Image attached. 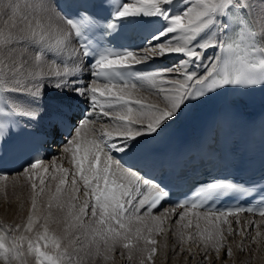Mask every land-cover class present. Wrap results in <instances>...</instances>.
Listing matches in <instances>:
<instances>
[{
	"label": "snow or ice",
	"instance_id": "snow-or-ice-1",
	"mask_svg": "<svg viewBox=\"0 0 264 264\" xmlns=\"http://www.w3.org/2000/svg\"><path fill=\"white\" fill-rule=\"evenodd\" d=\"M180 2L177 10L174 0H116L115 7L113 0H0V161L26 155L16 175L32 189L26 222L0 226V264H89L107 261L118 247L129 261L138 254L140 264H154L166 213H153L173 194L161 172L165 162L145 146L195 103L232 95L238 105L264 91V0ZM161 60L169 63L151 67ZM49 90L86 107L78 115L71 104L49 110ZM43 117L50 125L43 135L63 137L72 168L53 161L57 183L41 213L49 169L37 171L43 160L30 138ZM102 117L108 120L96 134L88 126ZM21 124L20 132L11 130ZM8 176L0 172V181ZM253 192L262 197L258 207L212 206ZM184 195L170 209H181L173 221L181 245L198 239L219 255L235 235H242L240 253L246 241L262 243L259 231L237 230L229 218L264 219V176L251 188L227 177L197 178ZM51 223H62L64 235L51 232Z\"/></svg>",
	"mask_w": 264,
	"mask_h": 264
},
{
	"label": "rangeland",
	"instance_id": "rangeland-1",
	"mask_svg": "<svg viewBox=\"0 0 264 264\" xmlns=\"http://www.w3.org/2000/svg\"><path fill=\"white\" fill-rule=\"evenodd\" d=\"M53 97L57 96H54L53 93ZM57 98L61 99L59 97ZM31 192V182L24 176H18L9 180L0 181V206H9L12 202L19 204L22 199L28 198L27 195L31 194ZM84 198L83 191L80 190L77 203L82 204ZM162 219L164 220L163 227L165 231L154 237L158 242L157 249L159 253H157V255L153 258L154 261L157 258L159 260L158 262H160L163 260L162 258L167 255L170 258L176 257V264H211L213 257L221 260L222 264H264V229L262 227L255 228L254 226H251V235L255 236L257 231H259L261 235L258 237V239L262 243L249 245V243L246 241L244 245L245 251L240 253L238 251V245L241 242L242 235H235L233 237H228V240L224 242V247L221 249L220 254L217 255L215 250L210 247L205 250L203 243H201L198 239L195 244L191 240H188L187 243L181 245L179 243L178 235H173L178 227L173 222L174 219H171V221L170 219L166 218ZM201 223L203 224L202 221ZM188 231L189 230H185L186 239ZM249 247L251 249L250 251ZM228 248L232 249L233 255L231 258L226 255ZM205 251H207V259L202 260L201 258L205 255ZM119 252L123 253V255H121V253L119 254ZM117 256H120V260L130 264H140V256L138 254H135L133 260L129 261L127 259V251L120 247L116 248L114 252L109 253V259L107 261L103 259V256H100L94 260H91L89 264H113L114 261H118ZM189 256H192V259H189Z\"/></svg>",
	"mask_w": 264,
	"mask_h": 264
},
{
	"label": "bare ground",
	"instance_id": "bare-ground-1",
	"mask_svg": "<svg viewBox=\"0 0 264 264\" xmlns=\"http://www.w3.org/2000/svg\"><path fill=\"white\" fill-rule=\"evenodd\" d=\"M183 6L184 5L180 2V0H174V7L177 10L179 8H182ZM167 63H169V61L167 60L156 61L157 68L164 67ZM52 101L56 103H61V102H66L68 100H61V99H58L57 97H53V92L49 90L45 97L46 107L50 108V102ZM107 120H108L107 118L102 117L100 122L90 124L88 127L91 129H96V134H100L104 131V128L102 127V125L105 122H107ZM87 135H88V138H92L93 134L88 133ZM70 159H71L70 154H66L63 152V145L58 146V147L56 146L55 154L52 155L47 161H43L42 164L40 165V168L37 169V171H42L44 168L49 169L48 183L50 184V187H46L44 195L38 199V209L41 210V213L46 211L48 193L49 191H55V185L57 183V181H51L50 179L53 161H55L57 166H63L64 168L71 170L72 165H70L71 164ZM14 177H18V175L15 174V175L8 176L7 180L14 178ZM66 188H70V180H69V184L66 185ZM80 190L84 191L82 184H80ZM27 196L28 198L22 199L19 204H15L12 202L9 206H4V207L0 206V226H3L6 228L7 226L11 225L15 227L16 225L23 224L26 222L27 213L31 206L32 192L31 194ZM170 209L171 208H166L163 211H161V212L166 213V215L162 216V218L170 219V221L171 219L172 220L176 218L178 219L177 213L181 211V209H176L175 211H171ZM52 212L54 215H59L58 210L55 208L52 209ZM161 212H154L153 214L160 215ZM237 219L239 220L238 225L236 224ZM229 220L232 222L233 227L236 228L237 230L247 229L249 226H254L255 228L262 227L264 229V219H262L261 217L247 216L244 214H240L239 217H230ZM64 227L65 226L62 223L61 224L51 223L50 231L54 232L57 236H63ZM120 253L121 252H119V254ZM117 258H118V261L117 262L114 261L115 263L113 262V264H130L128 262L120 260V256H117ZM162 259L163 260L158 262L159 260L156 258V260L154 261V264H176V261H177L176 257L170 258L167 255H165L164 258ZM136 264H139V263H136ZM211 264H222V263H221V260L213 257V259L211 260Z\"/></svg>",
	"mask_w": 264,
	"mask_h": 264
}]
</instances>
